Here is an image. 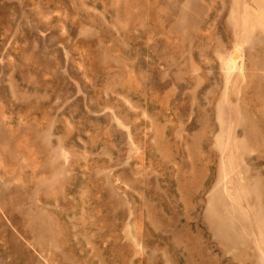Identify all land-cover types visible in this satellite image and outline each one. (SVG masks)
<instances>
[{"label": "rangeland", "instance_id": "374dc122", "mask_svg": "<svg viewBox=\"0 0 264 264\" xmlns=\"http://www.w3.org/2000/svg\"><path fill=\"white\" fill-rule=\"evenodd\" d=\"M0 264H264V0H0Z\"/></svg>", "mask_w": 264, "mask_h": 264}, {"label": "bare ground", "instance_id": "6f19581e", "mask_svg": "<svg viewBox=\"0 0 264 264\" xmlns=\"http://www.w3.org/2000/svg\"><path fill=\"white\" fill-rule=\"evenodd\" d=\"M235 58H236V57H235ZM234 60H235V59H234ZM234 60H233V61H234ZM230 61H231V59H230ZM235 61H236V60H235ZM233 63H234V62H233ZM232 65H233V64H232Z\"/></svg>", "mask_w": 264, "mask_h": 264}]
</instances>
